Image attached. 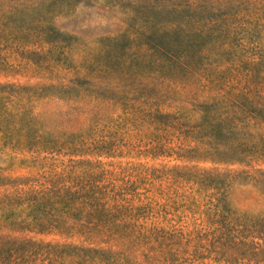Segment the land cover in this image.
Masks as SVG:
<instances>
[{
  "label": "rangeland",
  "instance_id": "obj_1",
  "mask_svg": "<svg viewBox=\"0 0 264 264\" xmlns=\"http://www.w3.org/2000/svg\"><path fill=\"white\" fill-rule=\"evenodd\" d=\"M0 264H264V0H0Z\"/></svg>",
  "mask_w": 264,
  "mask_h": 264
}]
</instances>
